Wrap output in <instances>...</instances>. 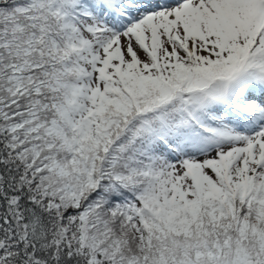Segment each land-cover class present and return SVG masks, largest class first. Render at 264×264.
<instances>
[{
  "label": "snow or ice",
  "instance_id": "6c2138e0",
  "mask_svg": "<svg viewBox=\"0 0 264 264\" xmlns=\"http://www.w3.org/2000/svg\"><path fill=\"white\" fill-rule=\"evenodd\" d=\"M0 264H264V0H0Z\"/></svg>",
  "mask_w": 264,
  "mask_h": 264
}]
</instances>
